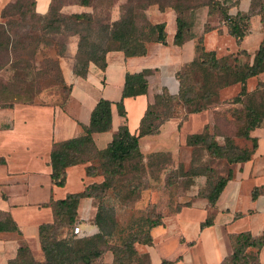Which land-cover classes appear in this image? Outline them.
Returning <instances> with one entry per match:
<instances>
[{
	"label": "trees",
	"instance_id": "1",
	"mask_svg": "<svg viewBox=\"0 0 264 264\" xmlns=\"http://www.w3.org/2000/svg\"><path fill=\"white\" fill-rule=\"evenodd\" d=\"M226 2L218 0H126L121 5L122 11L119 17L114 20L107 15H98L93 11L65 14L60 10L61 5L56 4L55 0L50 1L48 10L43 14L35 11L34 0L9 2L0 12L1 17L7 18L5 22H0V49L14 52L15 59L11 60L9 66L13 70L11 76L13 83L10 85L15 90H11L7 84L2 90L0 89V107L11 106L13 101H10V98L23 99V103H33L31 83L26 82V78L32 74L37 78L50 75L56 83L69 92L70 87L62 77L57 58L65 52V36L67 35L77 36L72 70L80 77L86 76L88 65L91 62L103 70L106 67L105 55L110 50L122 51L125 56H137L145 54L148 42L165 43V23H154L148 20L146 7L150 4H157L160 11H163L165 7L174 10L176 14L174 44H181L189 35L191 22L186 19L185 12L201 5H207L208 16L223 19L228 33L239 42L247 31L250 12H237L230 15L227 13V8L234 2L229 1L227 4ZM80 4L86 6L90 2L80 0ZM216 11L217 15H213ZM15 15L17 17L12 18ZM208 29L209 25L204 26V31ZM39 46L51 47L55 56L46 57L39 65L30 63L23 55L20 56V51L27 50L28 52L30 49V54H33ZM241 55L247 60L240 61ZM248 57L249 54L242 49L217 57L214 51L204 48L202 36H198L194 58L175 73L178 80L177 93L169 94L164 91L155 94L154 100L143 112L137 132L131 133L126 123L123 122L112 134L106 146L98 149L94 145L92 134L111 129V104L114 103L118 113L124 116L122 99L146 93L145 70L126 72L120 99L114 102L99 98L90 112L88 123L81 124V134L53 142L50 150L48 164L51 167L52 184L63 186L66 167L86 162H90L85 167L87 175L102 174L104 179L100 182H92L80 191L67 193L62 199L50 200L53 221L44 222L38 226V238L44 255L43 261L34 259L27 245H20L15 258L9 260L7 264H92L106 249L112 251L113 264H127L125 259H128V262L133 260L136 254L134 243L151 244V229L162 223L161 216L150 211L141 219L137 229L125 236L122 245H109L107 238L112 233L114 221L110 215L101 219V206H98L93 218L98 227L97 232L81 236L72 232L79 198L92 196L101 199L109 185L110 176L125 171L124 162L135 161L132 165L129 164V168H136L138 161L143 158V153L138 146L139 137L157 133L159 125L174 116L173 107L181 105L186 107L188 112L201 111L207 107L208 100L216 93L215 89L211 88L213 84H217L216 88H221L238 82L240 84L239 94H246L247 78L264 71L263 44H260L255 51L251 63ZM195 69L199 71L200 77L192 79ZM214 77L215 81H213ZM219 78L222 80L219 81ZM7 89L9 93L6 92ZM235 100H240L238 95ZM260 114V110L252 104L244 105L241 117L243 123L234 134L236 137L250 139V147L237 145L230 135L225 136L223 142L219 143L213 134L206 131L186 135L185 144L188 146L203 145L210 156L215 159L224 158L229 164L246 161L250 159L257 145L256 139L250 137L249 132L257 126ZM93 160H96L97 164L92 163ZM2 161L3 159L0 158V163ZM190 173L206 176L205 189L202 192L199 191L198 195L206 197L210 204L216 201L232 174L231 168H228L224 175L216 174L209 165L200 166L198 169L192 168ZM256 195L257 192L253 189L252 198ZM188 204L189 202L177 203L174 212ZM212 221L213 215H207L200 222V228L209 226ZM1 230L18 229L14 221L8 215H4L0 219ZM228 236L232 253L224 258V264H257L256 261L253 263L251 260L256 259L255 254L264 245V231L260 234H251L249 231L232 232ZM253 252L255 254H252ZM170 263V260L164 259L159 264ZM144 264L150 263L147 260Z\"/></svg>",
	"mask_w": 264,
	"mask_h": 264
},
{
	"label": "crops",
	"instance_id": "2",
	"mask_svg": "<svg viewBox=\"0 0 264 264\" xmlns=\"http://www.w3.org/2000/svg\"><path fill=\"white\" fill-rule=\"evenodd\" d=\"M50 1L34 0L35 11L45 13ZM252 1L237 0L227 8L230 15L250 12L247 31L239 42L228 33L223 19L208 16L205 9L196 13L186 39L181 44H174L176 14L170 8L157 10L159 15L154 23H165V43L148 42L145 54L137 56H125L122 51L110 50L105 55L106 67L102 70L91 62L85 77L73 73L77 36L71 35L65 54L58 57L62 77L70 87L65 102L62 105L15 102L11 106L0 107V158L3 159L0 163V219L8 215L19 230L0 231V264H7L15 258L20 245H27L34 259L43 261L38 226L53 221L50 200L62 199L67 193L102 181L86 174L85 167L90 164L86 162L66 167L63 186L52 184L48 164L52 143L80 135L81 124L88 123L96 101L101 97L118 101L125 73L145 70L146 93L122 99L124 116L112 103L111 129L93 133L92 139L96 148H104L123 122L131 133L137 132L143 112L152 103L155 94L163 90L169 94L177 93L175 73L194 58L198 36H202L204 48L214 51L217 57L242 49L249 54L248 61L251 63L260 44L264 46V0H254L253 5ZM88 10L87 6L76 3L69 12ZM146 14L149 16V8ZM118 17L119 14L115 13L111 18L114 20ZM205 25H209L206 31ZM258 81L264 88V71L247 78L246 93L256 89ZM260 102L258 124L249 132L257 144L250 159L230 164L231 178L213 204L206 197L198 195L204 180L199 179L200 183L192 185L187 192L190 197L185 200L189 204L183 205L177 212L161 216L162 223L151 229L152 243H140L136 254L139 260L146 258L150 264H159L164 259L170 260V264H224V258L232 253L229 233L249 231L260 234L264 231V100ZM191 113L196 115L201 125L208 122L205 109ZM176 127V121L170 119L161 124L158 130L166 128L170 135ZM155 134L139 137L141 152L154 150V141L150 139ZM237 142L242 147L251 146L250 139L237 137ZM253 189L257 192L255 198L251 196ZM95 213L94 198L80 197L75 222H79L89 235L98 231L92 220ZM209 214L213 215L212 224L201 229L200 222ZM171 238L177 240L173 251L164 248ZM257 256L260 264H264V245Z\"/></svg>",
	"mask_w": 264,
	"mask_h": 264
},
{
	"label": "rangeland",
	"instance_id": "3",
	"mask_svg": "<svg viewBox=\"0 0 264 264\" xmlns=\"http://www.w3.org/2000/svg\"><path fill=\"white\" fill-rule=\"evenodd\" d=\"M12 1L14 0H0V12L6 4ZM125 1L89 0L90 4L86 5L89 9L87 12L93 11L98 15H107L112 19V15L121 13V5ZM218 1L225 3L227 0ZM228 1L236 3L237 0ZM55 3L61 5L60 10L63 13L69 14V11L73 9L76 3H80V0H55ZM148 8L150 9V14L149 16L147 15L148 20L154 22L159 15L157 13V4H150L146 7V10ZM168 8L170 7H165L164 10ZM205 9H207V5L197 6L193 10L186 11L185 17L193 24L196 13L203 12ZM213 15H217V11ZM14 17L17 16L15 15L12 18ZM6 19L0 16V22H5ZM65 38L66 52L71 35H67ZM20 53V56L23 55L26 60L36 65L42 64L46 57L55 56L51 47L42 46H39L33 54H30V49H28V52L25 50L20 51ZM13 54L14 52L10 50L5 51L4 49H0L1 90L6 84L11 90H15L10 85L13 83V79L11 78L13 70L10 69L9 64L12 59H15ZM239 58L240 61L247 60L243 55ZM199 77V71L195 69L192 73V79ZM221 80L222 78H219V81ZM213 81H215V77ZM26 82L31 83L29 84L31 86L30 91L33 93L32 99L34 104L62 105L68 95L66 88L56 83L50 75L37 78L32 74L26 78ZM253 84V86L257 84L256 89L243 95L239 94L240 84L238 82L221 88H216L217 84L211 85V88L215 89L216 93L211 96L207 107L204 108L208 114V122L203 125L195 118V114L186 111V107L181 105L173 107L174 116L166 120L174 119L177 124L176 130L170 135H168L169 130L166 128L158 130L152 136L153 139H150V141H154V150L142 152L143 158L141 161H138L136 168H129V164L132 165L135 161H126L124 162V166L126 167L124 172L110 176L109 185L102 198L93 197L96 210L98 206H101V219L103 220L110 215L114 221L112 233L107 238L109 245H122L125 236L135 231L138 224L141 223V219L149 214L150 211L163 216L164 214L172 213L177 203L184 204L188 202L185 201L190 197L187 192L190 191L192 185L200 183L199 179L201 181L204 180L202 188L198 189V192H202L205 189L206 176L204 174H191L190 170L192 168L198 169L200 166L209 165L214 169L216 174L221 175H224L227 169L231 168L224 158L215 159L210 156L203 145H186L185 137L190 133L206 131L213 134L219 143H222L224 137L227 135L232 136L233 141L236 143L237 137L234 134L243 123L241 117L244 105L250 103L257 107L261 113L259 104H261L260 101L264 100V88H261L263 86L259 81L256 84L253 82ZM164 91L167 92L166 90ZM6 92L9 93V90L7 89ZM237 95L240 100H235ZM22 100L10 98V101H13V103H23ZM166 120L161 124L166 122ZM236 144L240 145L241 143L237 142ZM92 163L97 164V161L93 160ZM94 177L97 180L104 179L102 174H96ZM134 246L137 254V249L141 244L135 242ZM176 246V238H171L164 248L173 251L176 249ZM136 254L130 262H128V259H125V263L144 264L147 261L146 258L139 260ZM252 254L255 253L253 252ZM255 256L256 259L252 258L251 261L253 263L256 261L257 264H260L257 253ZM112 261V251L106 249L92 264H113Z\"/></svg>",
	"mask_w": 264,
	"mask_h": 264
},
{
	"label": "built area",
	"instance_id": "4",
	"mask_svg": "<svg viewBox=\"0 0 264 264\" xmlns=\"http://www.w3.org/2000/svg\"><path fill=\"white\" fill-rule=\"evenodd\" d=\"M72 232L75 234V235H87L88 233H86L82 227H81V224L79 222H74L73 225H72Z\"/></svg>",
	"mask_w": 264,
	"mask_h": 264
}]
</instances>
